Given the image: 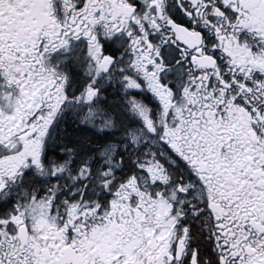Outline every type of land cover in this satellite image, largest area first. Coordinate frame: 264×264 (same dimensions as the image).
<instances>
[{"label":"snow or ice","instance_id":"6c2138e0","mask_svg":"<svg viewBox=\"0 0 264 264\" xmlns=\"http://www.w3.org/2000/svg\"><path fill=\"white\" fill-rule=\"evenodd\" d=\"M0 264H264V0H0Z\"/></svg>","mask_w":264,"mask_h":264}]
</instances>
